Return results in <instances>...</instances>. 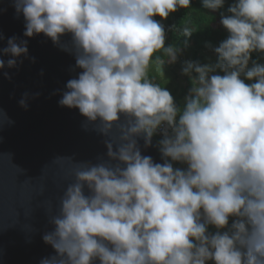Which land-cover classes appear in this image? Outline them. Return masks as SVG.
Listing matches in <instances>:
<instances>
[{"label": "clouds", "instance_id": "clouds-1", "mask_svg": "<svg viewBox=\"0 0 264 264\" xmlns=\"http://www.w3.org/2000/svg\"><path fill=\"white\" fill-rule=\"evenodd\" d=\"M191 3L13 0L25 37H70L63 50L82 71L59 105L107 138V159L75 169L43 236L56 255L41 264H264V65L248 67L264 53V0H235L221 13L229 35L214 49L217 63L184 62L191 87L178 106L148 70L163 63L160 52L177 61L160 21ZM201 3L217 12L225 0ZM2 52L15 67L27 41L9 38ZM156 135L163 163L138 145Z\"/></svg>", "mask_w": 264, "mask_h": 264}, {"label": "water", "instance_id": "water-1", "mask_svg": "<svg viewBox=\"0 0 264 264\" xmlns=\"http://www.w3.org/2000/svg\"><path fill=\"white\" fill-rule=\"evenodd\" d=\"M25 21L13 0H0V264H41L55 256L43 236L54 230L51 216L74 182L75 169L106 157L105 136L78 109L59 105L66 84L78 78L75 56L43 34L24 36ZM27 41L28 52L9 68L3 54L9 38ZM7 73V76H5ZM24 100L26 108L20 104ZM113 135H117L114 132ZM142 155L163 163L158 141L138 140ZM87 194V193H86Z\"/></svg>", "mask_w": 264, "mask_h": 264}, {"label": "trees", "instance_id": "trees-1", "mask_svg": "<svg viewBox=\"0 0 264 264\" xmlns=\"http://www.w3.org/2000/svg\"><path fill=\"white\" fill-rule=\"evenodd\" d=\"M234 2L235 0H225L223 8L217 12H211L202 7L201 0H192L189 8L179 9L177 12L170 14L167 20L160 21L159 17H155L156 20L164 25L166 33L165 46L173 45L180 50L185 46H190L191 61L205 64L203 52L210 47H218L229 35L227 30L221 24V13L228 14L227 9ZM184 27L191 28L193 32L191 37L187 38V40L182 32ZM156 55H159L161 58H168L162 52L157 53ZM263 63L264 53L254 52L248 67L251 68L253 64L261 65ZM219 74L222 75L223 73ZM148 76L153 83L164 87V85L157 81L151 73H148ZM186 80L188 85L191 86L189 77L186 76ZM172 95L175 98L177 105L182 106L183 104L181 103L180 98L176 97L174 94ZM154 137L159 141L157 136ZM174 167L176 166L174 165ZM210 229L212 232L215 231L214 228L210 227Z\"/></svg>", "mask_w": 264, "mask_h": 264}, {"label": "rangeland", "instance_id": "rangeland-1", "mask_svg": "<svg viewBox=\"0 0 264 264\" xmlns=\"http://www.w3.org/2000/svg\"><path fill=\"white\" fill-rule=\"evenodd\" d=\"M216 47H210L203 55L205 57V64L215 65L217 63V56L214 52ZM163 63L157 65L153 63L148 73H151L157 81L162 83L171 94H174L176 97L180 98L181 103L183 104L184 97L187 95L188 89L191 87L188 85L186 76L182 74V66L185 61H191L190 55V46H185L180 51L177 61L174 64L168 63V58H161ZM261 65H264L261 64ZM243 78V77H242ZM255 81H247L245 83H252ZM212 232L211 229H209Z\"/></svg>", "mask_w": 264, "mask_h": 264}, {"label": "built area", "instance_id": "built-area-1", "mask_svg": "<svg viewBox=\"0 0 264 264\" xmlns=\"http://www.w3.org/2000/svg\"><path fill=\"white\" fill-rule=\"evenodd\" d=\"M156 136H157V137L159 138V140H160L161 137H160L159 135H156ZM175 166H176V167H183L182 165H178V164L175 165Z\"/></svg>", "mask_w": 264, "mask_h": 264}, {"label": "crops", "instance_id": "crops-1", "mask_svg": "<svg viewBox=\"0 0 264 264\" xmlns=\"http://www.w3.org/2000/svg\"><path fill=\"white\" fill-rule=\"evenodd\" d=\"M210 229V228H209Z\"/></svg>", "mask_w": 264, "mask_h": 264}]
</instances>
